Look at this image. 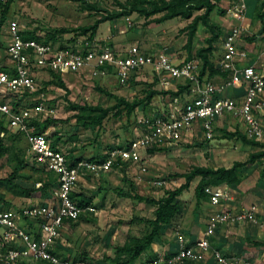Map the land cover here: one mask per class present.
Wrapping results in <instances>:
<instances>
[{
  "label": "rangeland",
  "instance_id": "obj_1",
  "mask_svg": "<svg viewBox=\"0 0 264 264\" xmlns=\"http://www.w3.org/2000/svg\"><path fill=\"white\" fill-rule=\"evenodd\" d=\"M125 1L92 0L90 4H95L97 10L87 11L83 10L84 3L73 0H13L0 29V63L8 62L6 48L11 40L8 31L10 22H15L22 33H32L41 39H46L47 34L54 33L57 36L55 41L49 42H53L56 47H70L87 35L81 36L72 31L55 33L56 31L91 25L103 16L122 10L118 2L124 4ZM252 1V15L246 17V23L250 26L243 32L241 39L245 44H248L246 40L250 39L264 56V11L260 5L262 0H249L248 7ZM229 3V0H222L216 4L209 16L208 26L200 22L197 24L190 48L185 46L188 32L184 28L194 16L202 14L203 10L195 11L191 19L176 17L159 24L149 23L150 21L137 13L119 17L114 21L108 20L98 27L97 37L105 41H97V44H104L113 49L120 46L123 52L138 47L146 53H165L173 63L193 59L201 66L202 61L197 53L208 47L207 38L216 36L212 51L207 53L208 59L216 65L222 50V40L228 29L229 17L226 11ZM159 16L155 15L149 20ZM127 22H130L129 27ZM241 61L244 63V60ZM52 78L47 71L36 73L37 91L24 94L19 102L21 106L43 102L53 110L47 119L39 123V130H43L51 143L61 149L66 159L73 164L79 161L99 162L105 159L110 151L128 147L131 141L141 138L145 133L146 128L140 125L139 120H151L163 112L170 99L167 94L170 90L160 88L151 68L148 67L131 77L126 86L118 84L113 69L108 70L105 75H92L91 69L88 68L76 73H62L60 78L68 92L55 85H48L47 82ZM150 92L156 94L148 101L146 98ZM116 98L129 103L139 102V105L130 114H126L123 105H117ZM71 104L98 106L110 111L99 127L84 126L85 119L79 121L76 116H88L89 112L73 110ZM234 124L235 121L230 118L218 120L214 125L213 138L209 140H204L203 135L199 133L197 137L183 136L176 144H160L141 149L140 162L117 160L116 166L113 165L106 174L98 177L87 175L77 181L72 194L74 201L82 203L84 207H93L95 212L84 214L76 223L66 224L65 228L61 229L59 246L56 247L57 254L66 259L85 260L92 264H112L111 259L115 257L117 247L131 239L142 238L150 232V220L154 219L156 206L138 201L136 196L158 200L165 196L166 192L183 184L185 180L181 176L194 166L231 167L235 162H245L250 154L260 150L259 147L244 143L237 137L226 138V133L237 131ZM2 142L7 147L13 144L27 155L28 141L24 135L8 130L7 138ZM150 148L155 152L149 153ZM10 173L11 167L6 162V156H3L0 158V192L10 209L30 203H49L56 198L57 184L48 185L35 196H21L18 190L11 188L5 181ZM261 174H264V159L241 169L240 186L233 185L230 189L232 198L235 196V201H238L239 209L256 205L264 210V199L256 196L258 193L264 194V177H261ZM49 176L47 171L28 164L14 176L13 182L24 188H37L48 183ZM198 180V177L193 179L189 188L179 196L181 204L174 222L161 227L160 235L133 264H143L158 255L171 257L178 248L176 238L180 236L188 244L205 230L208 215L212 212L210 205L205 201L200 207H196L194 188ZM255 215L256 223L247 222L248 225L257 226V220L264 222V212H256ZM259 231L260 236L256 234L258 241H252L250 238L246 241L248 246L255 250L252 254L254 260L249 261L251 264H264V246L256 245L264 242V227H260ZM224 233L222 231L221 235ZM216 244L219 245L218 241L215 246ZM245 259L248 260L249 257ZM183 264L212 262L207 257L202 263L185 261Z\"/></svg>",
  "mask_w": 264,
  "mask_h": 264
},
{
  "label": "built area",
  "instance_id": "obj_2",
  "mask_svg": "<svg viewBox=\"0 0 264 264\" xmlns=\"http://www.w3.org/2000/svg\"><path fill=\"white\" fill-rule=\"evenodd\" d=\"M8 0H0V6ZM90 3L92 0H73ZM249 0H229L227 9L231 19L221 44L216 68L226 76L218 83L199 78L196 60L173 63L165 53H146L132 47L119 53L95 39L85 37L70 47H56L51 43L23 39L15 22H10L11 40L6 48L8 62L0 70V139L5 130H14L27 138L29 161L36 167L53 173L57 181L56 198L46 204H26L17 209H2L0 204V264L46 262L48 264H92L85 260L66 259L53 253L60 229L67 221L76 223L84 214L93 213L90 206L80 207L71 193L77 181L87 175L98 177L109 172L116 160L129 163L141 161L140 151L160 144H176L183 136L213 138L218 120L230 118L249 140L264 144V75L252 65H242L247 57L239 41L245 31ZM127 20V19H126ZM128 21V20H127ZM128 27L130 22H127ZM151 68L158 85L171 90L175 85L188 83L189 88L178 96L170 97L167 108L151 120H139L146 131L128 147L109 152L100 162L70 163L64 153L52 147L44 131H36L34 122L41 123L53 110L45 103L21 106L24 94L37 91L35 75L38 72L76 73L91 69L92 75H105L113 69L118 84L126 86L129 79L144 68ZM244 88L241 99L228 91ZM238 123V124H237ZM239 124L242 126L240 127ZM144 170V168H143ZM161 184V182H154ZM204 193L214 211L201 238L185 244L178 237L179 247L171 257H157L143 264H183L185 261L204 262L207 257L214 264H251L240 256L225 255L210 242L220 225L256 222V205L238 210L232 201L228 186H205ZM24 223L25 226L21 225Z\"/></svg>",
  "mask_w": 264,
  "mask_h": 264
},
{
  "label": "trees",
  "instance_id": "obj_3",
  "mask_svg": "<svg viewBox=\"0 0 264 264\" xmlns=\"http://www.w3.org/2000/svg\"><path fill=\"white\" fill-rule=\"evenodd\" d=\"M221 1L222 0H126L124 4L118 2V5L122 10L118 12H112L106 16H103L100 19L94 21L91 25L77 27L72 30L60 29L55 33H66L69 31L78 32L79 35L81 36L87 35L88 39L92 40L94 39L97 29L101 23L108 20H114L125 15H129L131 13H137L138 15L143 16L145 19L150 21L149 23L159 24L176 17H180L183 19H191L195 11L203 10L202 14L194 16L191 22L184 28L185 31L188 32L187 42L185 46L186 48H190L192 39L196 32L197 24L200 22L204 26H208V19L210 14L216 8V4L220 3ZM12 3L13 0H8L5 4L0 6V29L6 20L7 12ZM82 3H84L83 10H87V11L97 10V6L95 4H90L87 2H82ZM260 5L262 6L264 11V0H262ZM220 12L223 13V11ZM158 14L160 15L158 18L149 20L151 17ZM21 36L23 37V39H34L38 42L51 43L52 45H54V43L49 41H55L57 37L53 33V34H47L46 39H41L32 33H22V32H21ZM214 39H216V36L207 38L206 42L208 44V47L199 50L197 53L198 57L202 61V65L199 66V78L201 80L204 78L206 80H209L215 75H220L222 77L226 76L225 73H221L216 68V65H214V63L211 62L207 56V53L212 51V43ZM4 68H5V62L0 63V70ZM108 70H111V68H108ZM49 73L52 75L53 78L51 81L47 82V84L55 85L68 92V88L60 78V74L50 71ZM188 88H189V84L187 82L184 84H178L176 91H169L167 94L170 97L178 96L182 94L185 90L187 91ZM154 94H156V92H150L146 99L149 101ZM116 101H117V105H123V107L126 110V114H130L139 105L138 104L139 102L133 101L129 103L121 98H116ZM70 107L73 110L78 109L81 112H89L88 116H84V117L79 115L76 116L79 121L85 119L83 123L84 126L93 125L95 127H99L103 119L107 116L108 112L110 111V109H103L98 106H86V105L80 106L76 104H71ZM33 124L36 131H43L41 129L39 130L40 125L38 122L37 123L34 122ZM140 125L146 128L144 124L140 123ZM236 129L237 131L233 133H226L225 137L229 139L237 137L241 139L244 143H250L256 147H259L260 150L250 154L248 160H246L245 162H235L231 167L212 168L205 166H194L188 173H185L181 176L185 180L183 184H181L178 188H175L174 190H170L166 192L165 196L161 197L158 200L148 199L143 196H136L135 199H137L138 201H145L146 203L153 204L156 206L154 210V219L150 220V226H151L150 232L144 235L142 238L131 239L127 241L124 245L117 247L116 255L113 259H111L112 264H133L140 257L142 253H144L150 248L154 239L160 235L161 227L170 225L177 218L181 204V201L179 200V196L182 194L183 191L189 188V184L193 179L197 177L199 178L197 185L194 188V197L196 200V207H200L202 202L204 201L208 202V198L204 193L205 186H221V185L237 186L241 183V177H242V175H240L241 169L245 166H250L254 162L264 159V144L247 139L245 135L238 128ZM5 131H6V137L0 139V158L6 156V162L11 167V173L5 180L7 184H9L11 188L18 190L20 195L25 197H32L38 195L40 191L47 188L48 185L57 184L55 175L50 172H48L50 174L48 180L49 182L41 184L37 188H24L23 186H20L19 184L13 182L14 176H16L18 172L25 167V165L32 164V166L34 167L35 165L29 161L28 154L26 156L24 155V151L20 150L13 144L9 147L3 144L2 141H4L8 135V130ZM52 147L56 148L54 144H52ZM148 151L149 153L155 152L153 148L152 149L150 148ZM116 161L113 163V165L115 166L117 162H119L120 160L118 159V161L117 162ZM37 168L44 170L43 168L40 167ZM260 176L264 177V174H261ZM127 196L131 197L130 195ZM0 204L2 205V209L11 208L7 206L8 204L7 202L5 203L4 196L1 192H0ZM77 204L80 207H84L82 203H77ZM67 223L73 224L71 221L70 222L67 221ZM256 245L264 246V242L256 243ZM53 253L57 254L56 251H53ZM25 263L26 262H22L20 264H25ZM26 264H31V263H26ZM36 264H48V263L38 262Z\"/></svg>",
  "mask_w": 264,
  "mask_h": 264
},
{
  "label": "crops",
  "instance_id": "obj_4",
  "mask_svg": "<svg viewBox=\"0 0 264 264\" xmlns=\"http://www.w3.org/2000/svg\"><path fill=\"white\" fill-rule=\"evenodd\" d=\"M254 1H256V0H254ZM252 3H254V2L252 1L250 3V5L248 7V10H247L246 17L249 16V15H252L251 14L252 13L251 12V4ZM229 20H231V19L229 18ZM229 20H228V27L227 28H229V24L231 23V21L229 22ZM246 20H247V18L244 21L245 28H247V27L250 26L249 23H246ZM97 33H98V29H97V32H96V35H95L94 39L96 41H105V39H99L97 37ZM246 41L248 42V44H245V42H244L243 39H240V41H239L240 48L243 49L246 52V54H247V57L244 60V63H241V64L242 65H252L256 69L257 72H259V73H261V74L264 75V56H263L262 52H259L258 51V49L256 48L255 44L252 43V42H250V39H247ZM122 50L120 49V46H115L114 49H113V51L119 52V53H123ZM171 61L173 62V60H171ZM174 62H176V61H174ZM176 63H179V62H176ZM222 78L223 77L220 76V75H215L214 77L210 78L209 80H211L212 82L218 83V82H220L222 80ZM175 87L176 86L174 85L171 88L170 91H174L175 90ZM243 94H244V88H235V89H232V90L228 91V95H233V96H235L236 98H239V99L242 98ZM239 126L241 127L242 125L239 124ZM237 127L238 126H235V128H237ZM59 150H61V149H59ZM102 175H104V174H102ZM81 179H84V176L81 177L79 180H81ZM232 186H228L229 190L232 188ZM234 186H236V185H234ZM73 191H74V189H73ZM73 191H72L71 195L73 194ZM256 196H261L264 199V194L263 195L262 194L260 195V193H258V194H256ZM72 197H73V195H72ZM235 199L236 198L234 196L233 201L229 202L228 203V206L230 208H232V209L237 210V209L240 208V206H238V203H237L238 201L236 202ZM241 199H243V198L241 197ZM239 203H241V201H239ZM30 204H38V203H30ZM39 204H46V203H39ZM256 207H258L257 208V213L258 214L259 213L260 214L261 213L263 214V212H264L263 208L260 209V206H256ZM212 211H214V208H211L210 212H212ZM208 216L210 218V214ZM262 218H263V216H262ZM257 222H258L257 226H254L255 224L248 225L247 222L246 223L234 224V225H220L216 229L213 237L210 238V242H211V244H212V246L214 248L218 249L221 253H223L225 255L240 256L241 258H244V259L247 258V257H249L248 261L251 262V261L254 260L253 257H252V254L255 253V250L253 248L251 249L248 246V244H247L246 241H248V238H250L252 241H258L256 237L257 236H260L259 235V233H260L259 228L260 227H264V225H263L264 222L261 223V221H258V220H257ZM66 224H69V223H66ZM21 225L22 226L23 225L25 226L24 223H21ZM65 226L63 228H65ZM61 229H60V231H61ZM222 231L225 232L223 236L221 235V232ZM203 232H201V234L199 235V237L196 240H198L199 238L202 237ZM256 234H258V235L256 236ZM221 238H222V240H221ZM196 240H194L192 242H189L188 244H191V243L195 242ZM216 241H218V243H219V245L216 244L217 246H215ZM176 242L178 243V238H176ZM177 243H176V245H177V247H179V244H177ZM57 246H59V241L58 240L56 242L54 251H56V247ZM177 249L178 248H176V251H177ZM154 251H156V250L154 249ZM157 257H160V255H158ZM210 260H211L212 264H214V261L212 259H210ZM200 263H202V262H200Z\"/></svg>",
  "mask_w": 264,
  "mask_h": 264
}]
</instances>
